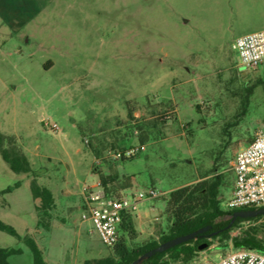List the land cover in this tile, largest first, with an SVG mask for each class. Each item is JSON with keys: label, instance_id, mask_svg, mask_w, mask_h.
I'll return each mask as SVG.
<instances>
[{"label": "rangeland", "instance_id": "374dc122", "mask_svg": "<svg viewBox=\"0 0 264 264\" xmlns=\"http://www.w3.org/2000/svg\"><path fill=\"white\" fill-rule=\"evenodd\" d=\"M262 29L264 0H0V133L55 193L68 231L34 234L51 264L112 255L90 229L82 241L73 234L91 170L106 185H127L128 196L164 194L134 212L163 230L154 225L133 245L168 232L167 198L176 188L221 175L224 209L235 183L231 163L264 130V63L242 66L232 45ZM141 146L132 158L110 156ZM98 160L109 162L110 175ZM31 180L0 155V190L18 185L29 195ZM0 198L2 209L7 197ZM7 212L0 220L17 226ZM251 228L264 238V217L241 223L229 239L207 236L191 261L169 264H215L236 249L231 238ZM1 234L12 240L2 245L23 246Z\"/></svg>", "mask_w": 264, "mask_h": 264}, {"label": "trees", "instance_id": "16d2710c", "mask_svg": "<svg viewBox=\"0 0 264 264\" xmlns=\"http://www.w3.org/2000/svg\"><path fill=\"white\" fill-rule=\"evenodd\" d=\"M5 139V136L0 133V155L12 172L16 174H30L32 176L30 186L32 196L34 199H40V205L36 207L39 215L38 225L47 228L50 211L55 206L53 193L49 188L37 182L38 176L32 169L28 157L18 150L15 145L6 147ZM101 181L105 183L103 177H101ZM223 183V176L218 175L170 191L167 198L166 213L170 216L172 224L168 232L163 234L159 240L153 239L139 245H133L132 242L137 239L139 232L135 228L132 214L123 215L122 222L119 226V241L112 249V255L101 259L86 260L83 264H130L142 254L158 247L166 241L193 233L206 226H211V229L205 232L204 237L182 243L165 252L158 253L150 259L145 260L143 264H169L178 261L189 262L199 251L198 248L201 243L206 241L207 236L222 240L229 239L232 231L241 223L259 220L264 217L237 218L228 228L235 211H226L221 207L219 195ZM15 187H18V185ZM12 189V187H8L0 191V197L9 193ZM225 216H229L230 218L226 222L218 224V220ZM0 231L21 238L13 226L1 220ZM21 239L30 249L34 264H47L43 251L34 239L28 235ZM231 240L236 249H252L264 254V238H259L255 228H251L243 232L241 236L233 237ZM19 253H21L20 249L0 248V264H10L8 261L9 256ZM164 258H168V261H163Z\"/></svg>", "mask_w": 264, "mask_h": 264}, {"label": "built area", "instance_id": "2783aa9c", "mask_svg": "<svg viewBox=\"0 0 264 264\" xmlns=\"http://www.w3.org/2000/svg\"><path fill=\"white\" fill-rule=\"evenodd\" d=\"M232 49L238 53L242 66L257 70L264 63V29L239 36ZM47 125L54 131L59 130L57 124ZM142 149L143 146L115 151L110 156L116 161L124 160L132 158ZM101 163V160L97 161L98 165ZM231 169L235 177L234 189L225 201L224 209L236 211L264 207V130L257 131L252 141L237 153ZM82 195L86 207L83 219H88L93 226L91 232H95L105 246L113 249L119 241L123 215L137 211L140 202L154 200L164 194L151 189L131 196H112L98 181L84 184ZM215 264H264V254L252 249H235L219 258Z\"/></svg>", "mask_w": 264, "mask_h": 264}, {"label": "crops", "instance_id": "0c3cea01", "mask_svg": "<svg viewBox=\"0 0 264 264\" xmlns=\"http://www.w3.org/2000/svg\"><path fill=\"white\" fill-rule=\"evenodd\" d=\"M108 163L103 162L101 164V167H100V169L102 171L101 174H103L105 176L111 174ZM91 175H92L94 181L92 183H89V184H95L98 181H101L100 174L97 171L91 170ZM101 183H102L104 190L112 196L126 195V193H127V189H128L127 185L117 184L118 180L114 182V185H111V184L106 185L102 181H101ZM44 184L45 185H43V186H46V184H50V183H48V181H47ZM30 186H31V182H30ZM111 186H114L113 188H111L114 191H111V189H110ZM46 187L51 190V192L53 193L54 199H55V206L50 211V218L48 221V227L47 228H44V227L38 225L39 215H38V212L36 211V207L40 205V199H34L33 198L31 189H30V194L27 195L24 193V196L22 195L23 193L22 194L19 193L20 188H21L19 186L13 188L9 193L5 194L7 198H2V200L5 201V206L2 209L0 208V216L2 214V210H6V211H8L7 212L8 216H10L11 218L16 217L17 219L16 218L15 219L19 222V224L17 226L14 224H12V225L16 229L18 235L21 238L28 235L32 239H34V241L37 243L39 248L43 251L44 259H45L46 263L51 264L50 263V258H51L50 252L49 253L46 252L47 247H43L41 245L40 241H38V239L34 236V234H40V235H44L45 237L46 236L51 237L56 233H60V234L64 233V232L66 233L68 231V228L65 226L64 218H61L58 215V212H57L58 203L56 201V196H55V193L53 191V188L50 187L49 185ZM0 191H2V190H0ZM58 192H60V194L63 196H67L71 193L69 188H63L62 189V187L60 189H58ZM18 195H20V196H18ZM80 195L82 198V204H80V208L82 210V215L80 218V222L77 225H74L73 234L75 235V237L79 238L82 241L84 230H87V229L92 230L93 226L88 219H83V215L86 212V207L84 205L82 188L80 190ZM5 199H8V200H5ZM156 206L157 205L155 204L153 206V209H155ZM166 210H167V208H166ZM27 214H28V216H30V219L28 222L25 220V218H26L25 216ZM166 215H167V213H166ZM132 216H133L135 228L139 232L140 237H144L146 234L151 235V233H153V231H151V228H154V225L158 227L160 232L163 230V227L161 225L155 224V223L152 224V222L147 218V215L142 216L139 213L137 215V217L135 218L134 213H133ZM167 218L169 221V228H170V226L172 224V220H171L169 215H167ZM3 221H5V220H3ZM0 232L2 233V231H0ZM1 233H0V242L4 241V242H6V244L9 242L11 243L12 240H9L10 238H6V236H3V234H1ZM161 236L162 235H159V236L156 235V239H159ZM12 237L21 241L23 243V246L22 247H12V245H2L0 243V248H14V249H20L21 250V253L13 254V255L9 256V258H8L9 263L10 264H34L33 255L31 253L30 249L24 243V241L21 238H17L14 236H12ZM86 248H88V250H87L88 252H94L93 248L91 246L88 245ZM108 256L109 255L92 257L90 260L101 259V258L108 257Z\"/></svg>", "mask_w": 264, "mask_h": 264}, {"label": "water", "instance_id": "95a60500", "mask_svg": "<svg viewBox=\"0 0 264 264\" xmlns=\"http://www.w3.org/2000/svg\"><path fill=\"white\" fill-rule=\"evenodd\" d=\"M259 216H264V207L262 208H254V209H244V210H237L233 213V219L232 222L228 225V228L231 226V224L235 221L237 218H257ZM211 229V226H206L204 228H201L198 231H195L193 233L178 236L176 238H173L169 241H166L162 244H160L158 247L149 250L148 252L142 254L139 256L136 260L131 262L130 264H143L145 260L150 259L154 255L158 253H162L167 251L168 249L175 247L177 245H180L182 243H186L191 240H197L200 237H204L205 232ZM206 247V244H201L199 246V250H203Z\"/></svg>", "mask_w": 264, "mask_h": 264}]
</instances>
